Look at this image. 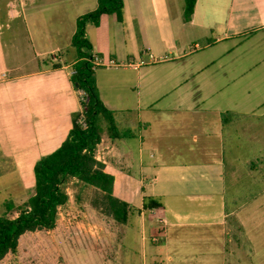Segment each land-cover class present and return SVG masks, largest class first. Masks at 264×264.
Segmentation results:
<instances>
[{"label":"crops","instance_id":"crops-1","mask_svg":"<svg viewBox=\"0 0 264 264\" xmlns=\"http://www.w3.org/2000/svg\"><path fill=\"white\" fill-rule=\"evenodd\" d=\"M96 6L0 0V160L28 194L34 162L80 108L71 39ZM183 12L184 0H123L121 20L85 24L92 53L126 63L93 68L117 133L100 119L95 158L129 205L124 239L139 264H264V0Z\"/></svg>","mask_w":264,"mask_h":264},{"label":"trees","instance_id":"trees-1","mask_svg":"<svg viewBox=\"0 0 264 264\" xmlns=\"http://www.w3.org/2000/svg\"><path fill=\"white\" fill-rule=\"evenodd\" d=\"M196 0H184V18H190ZM123 0H97V6L81 14L71 45L77 60L72 65L70 80L75 90H82L80 108L71 113V127L60 145L33 164L34 184L27 197L16 204L4 199V211L0 214V260L16 250L19 238L29 231L49 230L55 227L60 209L69 200L68 188L75 187L74 199L81 202V191L93 188L90 204L95 210L120 224L129 216L127 202L112 194L113 176L104 170L95 158V147L102 128L100 119L107 123L109 134H117L113 114L98 96L93 67L91 45L85 36V24H98L104 13L122 19ZM114 136V135H113ZM15 213L14 215H9Z\"/></svg>","mask_w":264,"mask_h":264},{"label":"rangeland","instance_id":"rangeland-1","mask_svg":"<svg viewBox=\"0 0 264 264\" xmlns=\"http://www.w3.org/2000/svg\"><path fill=\"white\" fill-rule=\"evenodd\" d=\"M263 57L264 50L260 48L254 59ZM249 58L244 56V59ZM76 93L78 99L81 98L79 90ZM260 139L262 141V135ZM261 148L264 150L263 145ZM12 170L11 161L0 160V214L4 211V199H12L18 204L28 195L27 190L21 188L20 179L10 176ZM27 176L26 181H29V173ZM68 192L70 202L60 209L54 229L25 232L20 236L16 250L8 252L0 264H139L137 254V257H134V253L129 257L133 247L130 248L131 244L124 239L123 224L91 206L93 188L82 189L81 202L74 199L75 187L70 186ZM98 228L101 232L93 231Z\"/></svg>","mask_w":264,"mask_h":264},{"label":"built area","instance_id":"built-area-1","mask_svg":"<svg viewBox=\"0 0 264 264\" xmlns=\"http://www.w3.org/2000/svg\"><path fill=\"white\" fill-rule=\"evenodd\" d=\"M150 59L151 60H156L154 57H152V55L150 54ZM91 63H92V67H96V66H99V65H106V66H120V65H124L126 63H120V62H117L113 59H107L105 61H103V59L101 57H99V55H97L96 53H92V58H91ZM139 63H143V61H140ZM139 63H132L133 67H137ZM74 68H70L69 69V73L72 74L74 73ZM79 93L81 94V97L83 95V91L82 90H79ZM151 240L152 241H155L156 240V237L155 236H151Z\"/></svg>","mask_w":264,"mask_h":264}]
</instances>
